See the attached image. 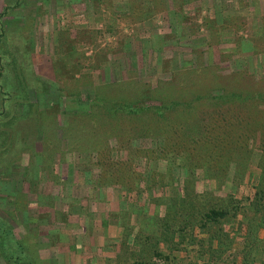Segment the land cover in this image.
Returning <instances> with one entry per match:
<instances>
[{
  "label": "rangeland",
  "instance_id": "374dc122",
  "mask_svg": "<svg viewBox=\"0 0 264 264\" xmlns=\"http://www.w3.org/2000/svg\"><path fill=\"white\" fill-rule=\"evenodd\" d=\"M0 24L2 45L16 54H3L0 68V224L37 264H135L128 253L151 257V245L168 259L145 264H203L208 251L197 252L210 237L216 248V236L246 250L234 264H264V0H0ZM200 65L211 73L199 76ZM180 66H197L183 77L198 93L251 92L225 120L218 112V129L207 123L218 156L205 167L181 160L164 136L134 134L154 124L146 114L96 121V99L149 93L142 104H155L156 93H176L156 80H173ZM185 188L198 202L226 197L229 216L183 231L182 243L153 236L151 221H162L168 203L180 208Z\"/></svg>",
  "mask_w": 264,
  "mask_h": 264
},
{
  "label": "trees",
  "instance_id": "16d2710c",
  "mask_svg": "<svg viewBox=\"0 0 264 264\" xmlns=\"http://www.w3.org/2000/svg\"><path fill=\"white\" fill-rule=\"evenodd\" d=\"M3 38L4 28L3 25L0 24V48L2 52V54L0 53V68L3 54H10L11 60H14V55L16 56V54H11L10 50L7 51V48H4V46L2 45ZM14 52L17 53V50H14ZM205 66L206 65H200L199 69L197 68V66H192V68L195 70L197 68V72L200 76L202 72H210L209 67ZM193 69H186L185 67L180 66L176 68V74L174 75V77H172L173 80L157 79L156 82H159L160 85L166 84L168 83V81H171V83H168L166 85L168 87H176L177 91L176 93H156L157 97L155 98V100H157V102L155 104H142L141 99H149L150 97H153L149 93L144 94L145 96H142L141 99L139 96L133 100L109 101L104 98L96 99V105L98 109L96 121L98 122L99 119L102 120L100 117L106 118L107 120H103V125H107L111 118L117 121L115 119L117 115L122 117L124 115L135 117H139L140 115H142V120L145 121L143 118L144 114H146L148 120H152L154 124H146V122H144L143 126L136 125L132 127V131H134V134L149 133L154 136L155 134H159V140L165 139L166 146L176 147V149L180 153H184L180 157L181 160H185V157L190 155L194 161L199 162V166L205 167L210 159L218 156V149L215 151H210L208 136H204L205 128L208 126L207 123L213 122V126L211 124H209V126H211L214 130L218 129V112L221 116V119L219 120H225L223 116H225V112L229 111V106L237 102L247 103L246 101L251 99V92L245 91L244 93H242L240 91L232 89L229 85H225L221 88V90L218 86H208V89L204 88V91L202 93H198V90H191L189 81L187 80V78L183 77L184 74L187 75V73L189 71H193ZM212 74L217 75L215 74V72H213ZM175 79H177L176 82L178 83L174 84ZM198 82H200V84L203 83L201 81ZM13 87H18V89H20V92L21 90H23V93L25 89H27L22 88L21 82L19 81L18 84H14ZM14 90L17 89L15 88ZM210 91H215V93L211 94ZM153 93L155 94V91ZM82 97H84V100L89 98L86 95H83ZM201 102L206 105L212 106V110H208L205 107H202V109H200L199 105ZM215 108H218V111L215 112ZM221 109H223L224 111H222ZM235 120L236 118L233 119V121ZM96 121H94V123ZM105 121H107V123ZM128 123L134 124L131 122ZM94 127L95 126H93V129ZM111 128H114V126H111ZM216 133L218 135V131ZM169 135L171 136L169 137ZM168 138H171L169 139L171 140V145H168L166 142ZM159 144L161 145V147H163L161 143ZM205 194L202 195L204 197L201 198L198 202L194 191L189 192V189L185 188L184 198L176 194L177 198L175 200L180 202L178 203L180 208L175 207V204H166V211L163 215L164 218L162 219V221H151L150 224L152 225V228L147 231L151 230L154 234L153 236H176L177 241L175 243L178 244L184 241L183 231L186 232L194 225H196L198 229L204 230L209 224H216L219 220L229 216V210L226 206V197H219L220 202L218 201V199H216L213 202L210 201L208 203L206 201L211 199ZM176 215L182 218L183 225L181 230H179V225L176 228L178 224L174 218V216ZM125 223H127V220L125 221ZM129 227L130 225H128L126 230H129ZM175 232H177L178 234H174ZM10 233L12 234L8 226H6L5 224H0V257L3 258L4 262L6 264H37V261L34 260V255H32V253L30 252L31 250L29 246L27 244L21 243L20 240L18 241L17 239L13 238ZM214 238L217 240L216 248H211V241L213 237H210L206 242L207 249H202L201 251L197 252L196 256L201 257V254H203L205 251H208V256L202 260L203 264H212L215 263L216 260H221L218 264H232L236 255H247V253H245L246 250L235 251V248L232 246V240H229L228 236H216ZM170 242L173 243L171 240ZM133 243L135 245L138 244L137 240L135 239ZM247 243L248 242L244 244V249H248L249 244L247 245ZM125 246L127 245H124V247ZM150 248L152 249V253L150 254L151 257L144 254V251H142V253L140 254L134 252L128 253L131 258H134L131 263L145 264L148 262H153L154 259L161 257L164 259H168L167 253L156 249V247H153V245H151ZM6 250L7 253L5 252ZM225 251H228L227 256L231 259V262L225 260L227 258L226 255L224 257H220V254L224 253ZM254 262H263V260H261V258L259 257ZM241 263L248 264L245 260H241Z\"/></svg>",
  "mask_w": 264,
  "mask_h": 264
},
{
  "label": "crops",
  "instance_id": "0c3cea01",
  "mask_svg": "<svg viewBox=\"0 0 264 264\" xmlns=\"http://www.w3.org/2000/svg\"><path fill=\"white\" fill-rule=\"evenodd\" d=\"M107 237H108V236H99V237L97 236V237H96V240L98 239V240H100V241H102V240L105 241ZM78 257H79V256H78Z\"/></svg>",
  "mask_w": 264,
  "mask_h": 264
}]
</instances>
